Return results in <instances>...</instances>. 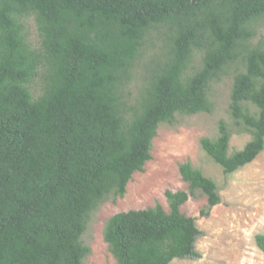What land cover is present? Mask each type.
<instances>
[{"label": "trees", "instance_id": "1", "mask_svg": "<svg viewBox=\"0 0 264 264\" xmlns=\"http://www.w3.org/2000/svg\"><path fill=\"white\" fill-rule=\"evenodd\" d=\"M38 40L33 43L28 21ZM264 0H0V264H83L91 215L123 198L152 159L163 123L212 114L213 83L232 78L229 111L250 141L230 153L221 120L205 154L225 174L264 150ZM187 191L113 215L104 241L118 264L201 257L181 207L216 183L179 165ZM264 253V234L256 236Z\"/></svg>", "mask_w": 264, "mask_h": 264}, {"label": "rangeland", "instance_id": "2", "mask_svg": "<svg viewBox=\"0 0 264 264\" xmlns=\"http://www.w3.org/2000/svg\"><path fill=\"white\" fill-rule=\"evenodd\" d=\"M28 32L33 43L38 40L33 20L28 21ZM255 43L264 42V27L260 28ZM232 78L225 77L210 87L215 103L212 114L177 115L173 124L159 126L152 144V159L143 172H137L127 186L123 198L110 197L91 215L82 238L91 252L83 264H118L104 241V229L115 214L129 210H143L157 203L169 210L167 190L187 191L179 165L190 162L212 179L221 203L209 210L207 197L199 190L181 211L195 219L201 232L195 249L201 257L196 260L175 259L170 264H264V253L258 248L256 236L264 234V150L250 164L232 174H225L203 151L202 138H215L218 124L225 121L231 131L230 153L241 150L251 135L235 125L229 111Z\"/></svg>", "mask_w": 264, "mask_h": 264}]
</instances>
